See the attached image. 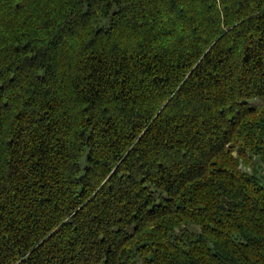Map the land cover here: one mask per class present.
I'll return each instance as SVG.
<instances>
[{
  "label": "trees",
  "instance_id": "16d2710c",
  "mask_svg": "<svg viewBox=\"0 0 264 264\" xmlns=\"http://www.w3.org/2000/svg\"><path fill=\"white\" fill-rule=\"evenodd\" d=\"M0 264H264V0H0Z\"/></svg>",
  "mask_w": 264,
  "mask_h": 264
}]
</instances>
